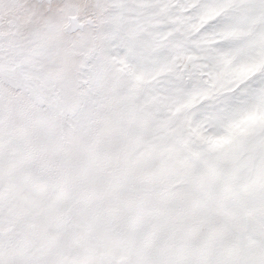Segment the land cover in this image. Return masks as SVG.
<instances>
[{"label": "snow or ice", "instance_id": "snow-or-ice-1", "mask_svg": "<svg viewBox=\"0 0 264 264\" xmlns=\"http://www.w3.org/2000/svg\"><path fill=\"white\" fill-rule=\"evenodd\" d=\"M0 264H264V0H0Z\"/></svg>", "mask_w": 264, "mask_h": 264}]
</instances>
